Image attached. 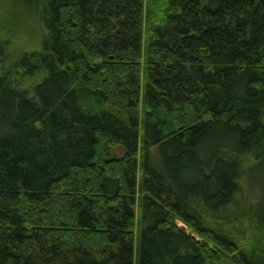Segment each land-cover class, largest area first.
<instances>
[{
    "label": "trees",
    "instance_id": "trees-1",
    "mask_svg": "<svg viewBox=\"0 0 264 264\" xmlns=\"http://www.w3.org/2000/svg\"><path fill=\"white\" fill-rule=\"evenodd\" d=\"M10 5L0 264H264V0Z\"/></svg>",
    "mask_w": 264,
    "mask_h": 264
},
{
    "label": "rangeland",
    "instance_id": "rangeland-1",
    "mask_svg": "<svg viewBox=\"0 0 264 264\" xmlns=\"http://www.w3.org/2000/svg\"><path fill=\"white\" fill-rule=\"evenodd\" d=\"M10 6V0H0V35L5 36L6 33H8L9 31L12 32V35L8 37H10L12 42L10 50L13 53L23 50L25 48H36L37 46L34 45L33 41V39L35 38L34 34H30L28 28L21 25V22L24 21L22 17L14 20V25L12 29L10 28L9 30H7V32H5L4 30L2 31L1 26L3 27L5 25L7 27L9 23L10 14L8 13V10Z\"/></svg>",
    "mask_w": 264,
    "mask_h": 264
}]
</instances>
